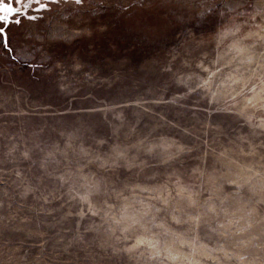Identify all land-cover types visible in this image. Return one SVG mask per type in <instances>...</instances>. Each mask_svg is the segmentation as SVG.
<instances>
[{
	"label": "rangeland",
	"instance_id": "rangeland-1",
	"mask_svg": "<svg viewBox=\"0 0 264 264\" xmlns=\"http://www.w3.org/2000/svg\"><path fill=\"white\" fill-rule=\"evenodd\" d=\"M11 2L0 264H264V0Z\"/></svg>",
	"mask_w": 264,
	"mask_h": 264
},
{
	"label": "snow or ice",
	"instance_id": "snow-or-ice-1",
	"mask_svg": "<svg viewBox=\"0 0 264 264\" xmlns=\"http://www.w3.org/2000/svg\"><path fill=\"white\" fill-rule=\"evenodd\" d=\"M14 2L16 4H24L25 7L30 6L31 2H35V3H40L41 0H29V3H25V0H14ZM77 2L79 3L80 0H77ZM41 7H44V5L42 4ZM21 11L20 8L17 7H13L12 6V2L10 0V2L6 3L5 0H0V24H6L8 22V17L9 14L12 13H19ZM29 19H35V17H28ZM15 23H20L19 20H16ZM4 35V28L0 27V36Z\"/></svg>",
	"mask_w": 264,
	"mask_h": 264
}]
</instances>
